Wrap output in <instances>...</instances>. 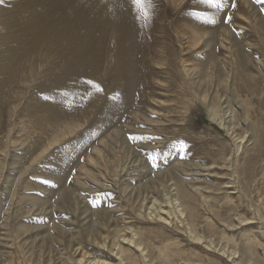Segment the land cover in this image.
Segmentation results:
<instances>
[{"label": "rangeland", "instance_id": "obj_1", "mask_svg": "<svg viewBox=\"0 0 264 264\" xmlns=\"http://www.w3.org/2000/svg\"><path fill=\"white\" fill-rule=\"evenodd\" d=\"M30 1L18 105L72 134L27 142L15 197L0 153V264H264V4Z\"/></svg>", "mask_w": 264, "mask_h": 264}, {"label": "bare ground", "instance_id": "obj_2", "mask_svg": "<svg viewBox=\"0 0 264 264\" xmlns=\"http://www.w3.org/2000/svg\"><path fill=\"white\" fill-rule=\"evenodd\" d=\"M4 1V0H3ZM7 7H3L0 4V153L4 156V163L8 165L10 175L6 178V184L10 185L9 193L12 197L17 195L16 192V180L13 173V165H16L17 161L20 159L25 158V161L30 160L32 157V152L29 150L27 142L31 139V144L33 146L39 145L38 149H44V141L51 137L49 135V129L45 128L48 122L45 120L44 114H38L36 117H31L27 107L24 106V103L18 105L21 101L23 95L25 94V85H26V78L23 74V71L20 65V61L23 60V57L19 58L17 61V68L13 69L10 64V59L12 57L11 47L20 50L21 44L18 43V38L20 36V31L17 29V23L13 21V17L18 16V20L23 17L22 8L18 6L19 0H10L6 1ZM30 5L32 6V15L36 12V1L31 0ZM16 11L15 13L18 15H14L12 11ZM31 19L34 21L32 23ZM29 21L28 27L32 30L33 28L35 31H38L39 20H37L34 16ZM14 37V41L9 43ZM39 42V37L36 43ZM15 50V55L18 54ZM13 77H16L18 80V88L13 89L12 82ZM6 108V113L11 116L10 119H13L14 112L17 113V120L14 121L9 125H3L1 122L3 110ZM9 130V131H8ZM7 131V134L4 133ZM72 134L71 131H66V129H61L58 126L56 132L52 134L50 139V143L45 146L47 149L53 143H57L61 141L66 134ZM47 137V138H46ZM41 145V146H40ZM28 147V148H27ZM19 150V151H18ZM18 151V153H16ZM19 156V157H18ZM9 161V163H7ZM3 162L0 161V172L4 170L5 165H1ZM8 172V173H9ZM26 173V172H25ZM27 184L25 187H28ZM1 195V194H0ZM1 198V196H0ZM2 199V198H1ZM176 204V209L181 206L177 202L176 199L173 200ZM1 209V208H0ZM180 216L183 215V210H177ZM136 247L140 248L137 244L133 241L131 242ZM87 264H98L99 261L90 263L89 261L86 262ZM100 264H106L104 261H101ZM110 264V263H109ZM113 264V263H112Z\"/></svg>", "mask_w": 264, "mask_h": 264}, {"label": "snow or ice", "instance_id": "obj_3", "mask_svg": "<svg viewBox=\"0 0 264 264\" xmlns=\"http://www.w3.org/2000/svg\"><path fill=\"white\" fill-rule=\"evenodd\" d=\"M130 2L133 5H135L141 11L142 14H145L144 13V7H143L145 0H130ZM202 2L207 4L210 8H215L217 10H221L224 7L223 0H202ZM255 2L260 3V4H264V0H255ZM209 22H212V21H209ZM225 22H227V20H225ZM92 87H94L97 92L100 91V88L97 85H92ZM180 147H181V149H183V145H181ZM147 159L151 163L152 167L157 166L155 156L149 155ZM41 183L49 184L50 182L48 180H44V181H41Z\"/></svg>", "mask_w": 264, "mask_h": 264}]
</instances>
